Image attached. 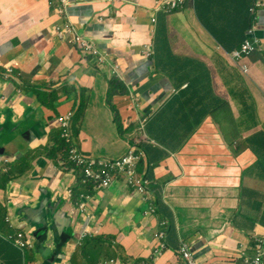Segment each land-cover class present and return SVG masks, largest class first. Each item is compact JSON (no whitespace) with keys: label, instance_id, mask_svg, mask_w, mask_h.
I'll use <instances>...</instances> for the list:
<instances>
[{"label":"crops","instance_id":"1","mask_svg":"<svg viewBox=\"0 0 264 264\" xmlns=\"http://www.w3.org/2000/svg\"><path fill=\"white\" fill-rule=\"evenodd\" d=\"M71 2L70 22L108 66L82 55L72 38L57 37L65 21L57 0H0V98L25 96L18 115L35 108L43 125L36 141L26 133L31 122L4 131L11 161L0 164V176L17 177L0 186V264H97L121 253L126 261L156 254L154 264H182L185 245L199 264L251 256L264 236V8L255 32L262 49L245 58V72L230 53L250 36L254 0H194L171 14L157 9L158 0ZM71 111L85 157L117 160L131 148L144 151L139 172L151 182L154 214L144 217L149 204L124 181L95 190L81 185L71 165L63 168L60 127L47 126H59ZM27 153L34 154L31 170ZM40 157L52 162L48 175L32 174ZM16 183L27 191L42 186L43 199L18 201L10 193ZM50 186H63L65 213L47 210L46 218L77 241L62 255L32 250L25 261L6 235L42 221ZM68 186L79 188L67 198ZM81 193L93 197L86 213L78 209Z\"/></svg>","mask_w":264,"mask_h":264},{"label":"built area","instance_id":"2","mask_svg":"<svg viewBox=\"0 0 264 264\" xmlns=\"http://www.w3.org/2000/svg\"><path fill=\"white\" fill-rule=\"evenodd\" d=\"M113 2L125 3L126 0H112ZM194 0H158V10L166 14H171L177 11H182L186 6ZM58 13L66 17L69 7L72 5L70 0H57ZM264 7V0H255L254 6L251 9L252 13V25L249 29V33L254 35L256 31V17L255 13L258 9ZM155 22V20H154ZM58 37L64 39L67 36H71L73 43L85 55L96 58L101 64H106L107 59L100 54L98 47L95 43L88 40L86 37L77 33L74 26L66 21L64 24L57 28ZM262 47L259 41L253 36L251 39L245 41L240 50L232 52L230 58L232 62L236 65H240L241 61L250 56L256 50H260ZM153 54L152 46H149L146 52L147 57ZM245 72H247L246 67H241ZM137 107H140L137 105ZM75 118V113L73 111L68 112L61 117V138L67 144L69 148L68 159L71 164L82 171L84 175L85 183H93L97 188H110L119 178H123L128 185V187L137 194L143 202L149 201V191L150 180L142 176L139 172V165L144 160L145 153L136 148H131L127 154L122 156L117 160H103L94 159L92 157H85L81 154V151L76 147V143L72 134V123ZM22 233L14 239L16 244H20V239L23 238ZM252 251L255 255L247 256L243 261L238 262V264H264V236L259 237L253 247ZM179 255L183 256L185 264H199L194 257L193 253L190 252L188 247H182L179 251ZM109 264H126L121 261L114 262L111 261ZM130 264H153V258L150 260H145L140 263H130Z\"/></svg>","mask_w":264,"mask_h":264},{"label":"water","instance_id":"3","mask_svg":"<svg viewBox=\"0 0 264 264\" xmlns=\"http://www.w3.org/2000/svg\"><path fill=\"white\" fill-rule=\"evenodd\" d=\"M25 96H20L17 100L11 99L8 101H2L0 98V163L10 162L11 158L5 154V149L7 145L3 142L4 131L8 130L10 126H17L22 122H31L33 126L26 131L30 139L36 141V129L39 132L42 131V122L40 121L41 112L38 115L37 109L33 108L23 117L19 116L16 108L17 103L22 102ZM54 120V119H53ZM61 126V124H60ZM60 126L50 124L47 126V131L57 129ZM44 137V135H43ZM79 150L78 146L76 145ZM80 152V150H79ZM52 162L46 157H40L37 160V168L32 172V174H49L51 172ZM32 164L29 162L27 166L28 170H31ZM25 186L21 184H14L11 187L10 193L14 194L18 201L24 203H32L38 205L43 199L44 193L42 186H36L33 188L24 189ZM135 199V198H134ZM146 218V214L144 213ZM44 222V223H43ZM31 229L30 235L32 237V246L35 252L42 257L43 254L51 255H62L66 246H72L73 241H77L73 235H67L65 231H61L54 226V223L46 218V221L36 222L34 224H28ZM64 261L60 262L63 263Z\"/></svg>","mask_w":264,"mask_h":264},{"label":"clouds","instance_id":"4","mask_svg":"<svg viewBox=\"0 0 264 264\" xmlns=\"http://www.w3.org/2000/svg\"><path fill=\"white\" fill-rule=\"evenodd\" d=\"M71 1V0H70ZM255 1V0H254ZM72 3V2H71ZM253 6H254V4H253ZM71 7V6H70ZM69 7V8H70ZM264 8V7H263ZM261 9V8H260ZM69 10V9H68ZM259 10V9H258ZM257 10V11H258ZM256 11V12H257ZM57 12H58V4H57ZM61 15V14H60ZM64 17V16H63ZM255 17H256V13H255ZM64 19H65V21H64V23L66 22V21H69L70 22V19H69V16H68V12H67V15H66V17H64ZM253 20V19H252ZM256 20H257V18H256ZM63 23V24H64ZM71 23V22H70ZM72 24V23H71ZM252 25V24H251ZM60 26V25H59ZM58 26V27H59ZM57 27V28H58ZM57 28H56V32H57ZM75 28V27H74ZM76 29V28H75ZM258 30V24H257V21H256V31ZM77 31V30H76ZM255 31V32H256ZM78 33V32H77ZM250 34V33H249ZM83 36V35H82ZM255 37L258 41H259V43H260V45H261V47H262V43H261V40H259V38L258 37H256L255 36V33H254V35H252V34H250V36L248 37V39H251L252 37ZM57 37H58V33H57ZM85 37V36H84ZM59 38V37H58ZM67 38H72L71 36H67V37H65L64 39H60V40H62V41H64V40H66ZM247 39V40H248ZM72 41H73V39H72ZM245 43V42H244ZM243 43V44H244ZM74 44V43H73ZM242 44V45H243ZM97 46V45H96ZM74 47L77 49V47L75 46V44H74ZM98 47V46H97ZM242 47V46H241ZM241 47L238 49V50H240L241 49ZM262 49V48H261ZM260 49V50H261ZM78 50V49H77ZM98 50H99V48H98ZM82 55H84V56H86V57H90V56H88V55H85L84 53H82L80 50H78ZM100 51V50H99ZM235 51H237V50H235ZM235 51H233V52H235ZM256 51H259V50H256ZM255 51V52H256ZM232 53V52H231ZM230 53V54H231ZM100 54H101V52H100ZM253 54V53H252ZM249 57V56H248ZM248 57H246V58H248ZM90 58H92V59H94V60H96V58H94V57H90ZM231 59V58H230ZM245 60V58L241 61V63H240V65H239V67H242V66H245V65H243V61ZM232 61V60H231ZM98 62V61H97ZM98 64H100V65H102V66H104V67H106V66H108L109 65V63L107 62L106 64H101V63H99L98 62ZM238 66V65H237ZM246 67V66H245ZM75 113V112H74ZM64 116V115H63ZM60 124H61V122H59ZM60 124H59V126H60ZM60 130H61V126H60ZM72 134H73V132H72ZM60 138H61V134H60ZM73 138H74V135H73ZM61 141L62 142H64L63 140H62V138H61ZM74 141H75V143H76V145L78 146V144H77V142H76V140H75V138H74ZM65 143V142H64ZM66 144V143H65ZM66 146H67V144H66ZM78 148H79V146H78ZM137 148L138 149H140V150H142L139 146H137ZM69 149V148H68ZM79 150H80V148H79ZM143 151V150H142ZM144 152V151H143ZM68 155H69V151H68ZM68 155H67V160H68V162H69V159H68ZM94 159H102V158H94ZM103 160H106V159H103ZM61 161H64V159H61ZM143 162V161H142ZM141 162V163H142ZM141 163H140V165H141ZM69 164L72 166V169L73 170H75V172L76 173H78L79 175H81V177H82V183H81V185H85V186H90L89 184H92V185H94L95 186V190H106V189H110L114 184H116V183H118L120 180H122V181H124L125 182V180L123 179V178H119L110 188H97V186L95 185V184H93V183H85L84 182V175H83V173H82V171L80 170V169H78V168H75V166L73 165V164H71L70 162H69ZM140 165H139V167H140ZM125 184H126V182H125ZM126 186H127V188L128 189H130L129 187H128V185L126 184ZM131 190V189H130ZM132 191V190H131ZM148 191H149V201L147 202L148 204H149V211H146L145 212V214H146V218L147 217H149V215L150 214H154L155 212H156V208H155V206H154V204H152L151 203V200H152V197H151V193H150V190H149V188H148ZM133 192V191H132ZM134 193V192H133ZM135 194V193H134ZM137 195V194H136ZM72 196V195H71ZM80 203H79V205H78V209H79V211L81 212V213H86L87 212V210H88V208H89V203H91V200L93 199V197L91 196V195H88V194H84V193H81L80 195ZM138 196V195H137ZM138 198L141 200V201H143L139 196H138ZM144 203H146V202H144ZM30 231H31V229L30 228H23L19 233H22V234H25L26 235V238H27V241H28V243H31L32 242V237H31V235H30ZM159 234V238L161 239V241L162 242H164V233L163 232H161V233H158ZM79 244H80V242H79ZM254 245V244H253ZM253 245H252V247H253ZM252 247H251V249H252ZM180 251V250H179ZM253 252V254L255 255V252L254 251H252ZM252 254V255H253ZM155 255L156 254H154V256L153 257H151V258H153V264H154V257H155ZM194 255V254H193ZM251 255V256H252ZM195 257V256H194ZM151 258H149V259H147V260H150ZM111 261H114V262H119V261H121V262H123L122 260H120V259H118V258H111V259H109V260H106V261H103V262H100V263H97V264H109V263H111ZM143 261H145V260H142V261H135V260H133V262H131V263H140V262H143ZM123 263H125V262H123ZM57 264H72V263H69V262H63V263H57ZM127 264V263H126ZM130 264V263H129ZM238 264V263H237Z\"/></svg>","mask_w":264,"mask_h":264},{"label":"trees","instance_id":"5","mask_svg":"<svg viewBox=\"0 0 264 264\" xmlns=\"http://www.w3.org/2000/svg\"><path fill=\"white\" fill-rule=\"evenodd\" d=\"M57 145H58V149H57V152H64V156L67 158V155H68V146H66V144L64 142L61 141V138L59 139L58 137V140H57ZM17 176H0V186L1 187H6V185L8 183H10L11 181H13ZM81 183H82V180H81ZM5 213H6V208H4L1 204H0V223H3L6 225L5 223ZM18 234L20 233H17L15 236L13 235H9L7 234L6 235V239H8L9 241H12L15 246L22 252L24 258H25V261H27V256L28 254L33 250L34 253L36 254L35 252V249L34 247L32 246L31 243H28L27 241V238H26V235L24 234L23 235V238L20 239V244H16L14 239L18 236ZM1 235V233H0ZM116 258L122 260L123 262L129 264L131 262H133V260H127V256H125L124 254H120L119 256H117ZM182 264H185L184 261H182Z\"/></svg>","mask_w":264,"mask_h":264},{"label":"flooded vegetation","instance_id":"6","mask_svg":"<svg viewBox=\"0 0 264 264\" xmlns=\"http://www.w3.org/2000/svg\"><path fill=\"white\" fill-rule=\"evenodd\" d=\"M68 165H70V164H69L67 158H65L64 159V166H63V168L65 170H67L68 169ZM52 167H51V169H52ZM78 188L79 187H77L73 191V189L71 188V186H68L66 188L67 198L69 196H71L73 193H75L78 190ZM49 194H50V197H49L48 203H47V205L44 207V209L42 211V214H43L42 221H46L47 210H51L53 212V215H55V216H60L63 213H65L64 207H65V204H66V199H65V192H64L63 186H55V187L50 186L49 187ZM23 208L26 209V210H28L29 212H34V210H32L28 205H24ZM68 229H70V228H68ZM65 233L67 235L70 234L68 231H65Z\"/></svg>","mask_w":264,"mask_h":264},{"label":"rangeland","instance_id":"7","mask_svg":"<svg viewBox=\"0 0 264 264\" xmlns=\"http://www.w3.org/2000/svg\"><path fill=\"white\" fill-rule=\"evenodd\" d=\"M59 131H60V130H59ZM60 134H61V131H60V133H59V135H58L59 139H60ZM5 145H7L6 141H5ZM23 157H24V159H26V160H28L29 162H31V160H32L33 157H34V154H33V153H27V154H24ZM185 246H186V245H185ZM185 246H183V247H185ZM186 247H188V246H186ZM188 249L190 250V252H192L191 249H190V247H188ZM179 258H180V259H184L183 256H180Z\"/></svg>","mask_w":264,"mask_h":264}]
</instances>
